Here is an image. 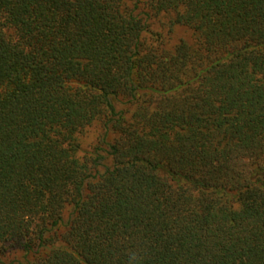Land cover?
Instances as JSON below:
<instances>
[{
	"label": "trees",
	"instance_id": "1",
	"mask_svg": "<svg viewBox=\"0 0 264 264\" xmlns=\"http://www.w3.org/2000/svg\"><path fill=\"white\" fill-rule=\"evenodd\" d=\"M264 264V0H0V264Z\"/></svg>",
	"mask_w": 264,
	"mask_h": 264
},
{
	"label": "clouds",
	"instance_id": "2",
	"mask_svg": "<svg viewBox=\"0 0 264 264\" xmlns=\"http://www.w3.org/2000/svg\"><path fill=\"white\" fill-rule=\"evenodd\" d=\"M135 261H136V256L135 254H133L130 259H129V264H135Z\"/></svg>",
	"mask_w": 264,
	"mask_h": 264
}]
</instances>
